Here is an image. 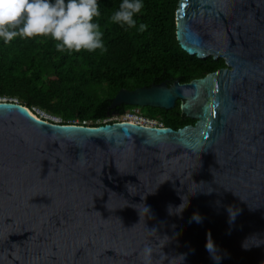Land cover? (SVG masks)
Returning <instances> with one entry per match:
<instances>
[{"label":"water","instance_id":"obj_1","mask_svg":"<svg viewBox=\"0 0 264 264\" xmlns=\"http://www.w3.org/2000/svg\"><path fill=\"white\" fill-rule=\"evenodd\" d=\"M174 25L182 51L224 67L110 108L178 101L193 125H61L0 101V264H145L146 246L148 264H217L209 232L219 264H264V0H178Z\"/></svg>","mask_w":264,"mask_h":264},{"label":"trees","instance_id":"obj_2","mask_svg":"<svg viewBox=\"0 0 264 264\" xmlns=\"http://www.w3.org/2000/svg\"><path fill=\"white\" fill-rule=\"evenodd\" d=\"M121 0H99L101 25L107 51L61 52L50 37L0 40V99L15 100L32 113L60 120L61 125L98 127L115 123L135 107L110 108L121 90H134L177 80L200 79L224 67L222 59L203 60L187 55L175 39L178 0H143L137 27H121L111 21ZM147 25L139 30V24ZM146 118L173 130L193 125L180 112L179 102L170 110L139 108Z\"/></svg>","mask_w":264,"mask_h":264},{"label":"clouds","instance_id":"obj_3","mask_svg":"<svg viewBox=\"0 0 264 264\" xmlns=\"http://www.w3.org/2000/svg\"><path fill=\"white\" fill-rule=\"evenodd\" d=\"M143 7V0H121L118 10L111 15V21L121 27L136 28L137 16L142 13ZM100 15L99 0H0V40L9 43L16 38L44 36L55 41L57 50L61 52H105L104 32L96 22ZM146 27L144 23L139 24L141 31ZM186 203L184 198L176 206L175 212H181ZM227 211L231 224L241 210L229 206ZM202 219L199 213H193L191 217V221L197 223L202 222ZM242 247L247 249V242ZM205 248L219 264L222 258L216 254L217 246L210 232ZM143 254L145 264H148L152 255L151 246H146Z\"/></svg>","mask_w":264,"mask_h":264},{"label":"built area","instance_id":"obj_4","mask_svg":"<svg viewBox=\"0 0 264 264\" xmlns=\"http://www.w3.org/2000/svg\"><path fill=\"white\" fill-rule=\"evenodd\" d=\"M113 121L118 122V123L119 122H127V123L140 125V126H144V127L163 128L160 122L146 118L145 116H143L141 114L139 108H137V107H135L130 112L124 113L121 116H118V117L116 116L113 119Z\"/></svg>","mask_w":264,"mask_h":264},{"label":"rangeland","instance_id":"obj_5","mask_svg":"<svg viewBox=\"0 0 264 264\" xmlns=\"http://www.w3.org/2000/svg\"><path fill=\"white\" fill-rule=\"evenodd\" d=\"M2 100H10V99H0V101H2ZM14 101H15V100H14ZM34 112H35V114L38 115L40 118H43V119H45V120H47V121H50V122H53V123H59V122H60V120L55 119V118H52V117H49V116H47V115H45V114H42V113L39 112L38 110H34ZM115 117H116V115H115V116H112L110 120H113ZM117 117H118V116H117Z\"/></svg>","mask_w":264,"mask_h":264},{"label":"flooded vegetation","instance_id":"obj_6","mask_svg":"<svg viewBox=\"0 0 264 264\" xmlns=\"http://www.w3.org/2000/svg\"><path fill=\"white\" fill-rule=\"evenodd\" d=\"M171 85V83L170 84H168V86H170ZM186 119H188V118H186ZM191 120V119H190ZM185 126H187V125H185Z\"/></svg>","mask_w":264,"mask_h":264}]
</instances>
